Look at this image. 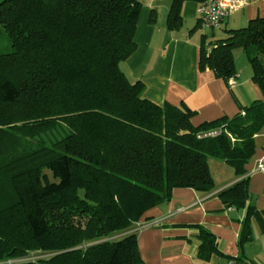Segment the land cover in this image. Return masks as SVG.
Masks as SVG:
<instances>
[{"label":"trees","instance_id":"obj_1","mask_svg":"<svg viewBox=\"0 0 264 264\" xmlns=\"http://www.w3.org/2000/svg\"><path fill=\"white\" fill-rule=\"evenodd\" d=\"M186 1L172 0L169 29L183 24ZM141 8L140 0L0 2V264H144L136 233L109 238L169 201L175 188L212 191L210 158L246 175L264 128V98L199 125L184 102L146 98L144 82L122 67L137 48ZM236 48L264 95L262 17L214 41L203 33L200 70L235 78ZM61 123V138L39 143ZM211 130L221 132L198 136ZM219 197L246 208L248 240L250 218L263 216L247 203L249 178ZM200 239V256L209 259L215 237L200 227ZM31 251L52 255L16 261Z\"/></svg>","mask_w":264,"mask_h":264},{"label":"crops","instance_id":"obj_2","mask_svg":"<svg viewBox=\"0 0 264 264\" xmlns=\"http://www.w3.org/2000/svg\"><path fill=\"white\" fill-rule=\"evenodd\" d=\"M140 1L137 48L122 67L130 80L144 82L146 98L160 105L184 102L195 111L192 117L195 125L222 116L233 117L243 111L242 107L264 98L249 71L238 72L231 83L230 79L216 76L212 69L200 70L204 32L198 34L196 30V25H201L197 2L184 3L183 24L172 30L166 24L172 0ZM258 17L264 18V0H250L247 7L228 18L222 29H209V41L223 38L222 31L245 27ZM256 142L246 175L238 176L225 161L210 158L215 179L212 191L175 188L169 201L149 210L123 233L137 234L144 264H227L230 257L264 264V168L259 167L264 164V128L256 135ZM243 177L249 178L248 205L263 213L262 219L250 218L248 240H242L246 208L227 206L219 197L222 190ZM200 227L211 232L216 240L218 251L209 259L200 256Z\"/></svg>","mask_w":264,"mask_h":264},{"label":"built area","instance_id":"obj_3","mask_svg":"<svg viewBox=\"0 0 264 264\" xmlns=\"http://www.w3.org/2000/svg\"><path fill=\"white\" fill-rule=\"evenodd\" d=\"M250 0H207L203 5L199 6L200 23L205 29H222L224 23L235 12L243 10L248 6ZM207 49H212V45L207 44ZM233 83V78L230 79ZM221 130H211L199 134V137L217 135ZM261 169L264 164H260ZM227 264H257L253 262H245L237 257H230Z\"/></svg>","mask_w":264,"mask_h":264},{"label":"rangeland","instance_id":"obj_4","mask_svg":"<svg viewBox=\"0 0 264 264\" xmlns=\"http://www.w3.org/2000/svg\"><path fill=\"white\" fill-rule=\"evenodd\" d=\"M2 1L3 0H0V2H2ZM194 26H195V24L193 25V27ZM196 28H197L196 30H197L198 34H201V32L209 33L211 31L209 29H206L205 30L199 24L196 25ZM222 32H223L222 33L223 36H227L226 30H224ZM234 58H235L236 68H237V70H238L239 73H241L242 71H244V72H248L249 71V73L251 72L253 74V70H252V67H251V63L249 61V58H248L247 54L243 50V48H236V49H234ZM66 129L67 128H66L65 124L64 123H61L53 131H49V132L43 134L42 138L41 139H38L39 140V143L51 144V142L54 141L55 139L61 138L65 134ZM124 232L125 231L118 232V233L114 234L112 237H110L109 239H118V238H121V237H123L125 235V234H123ZM51 255H52L51 253H45V252H41V251H31L26 257L21 258V259H16V261H19V262H22V261H34V260H38V259L48 258ZM13 261H15V260H13Z\"/></svg>","mask_w":264,"mask_h":264}]
</instances>
